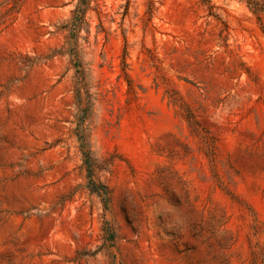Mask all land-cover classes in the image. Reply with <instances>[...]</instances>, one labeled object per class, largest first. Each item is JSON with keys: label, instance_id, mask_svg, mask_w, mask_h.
<instances>
[{"label": "rangeland", "instance_id": "obj_1", "mask_svg": "<svg viewBox=\"0 0 264 264\" xmlns=\"http://www.w3.org/2000/svg\"><path fill=\"white\" fill-rule=\"evenodd\" d=\"M263 28L240 0H19L0 264H264Z\"/></svg>", "mask_w": 264, "mask_h": 264}, {"label": "trees", "instance_id": "obj_2", "mask_svg": "<svg viewBox=\"0 0 264 264\" xmlns=\"http://www.w3.org/2000/svg\"><path fill=\"white\" fill-rule=\"evenodd\" d=\"M19 0H2L0 5L4 8V12L0 15V23H2L6 14L11 12L17 5ZM246 4V6L252 11L255 15L258 22L262 24L264 23V2L261 0H240ZM82 5V3H80ZM77 7V12L83 13L84 8ZM85 5V4H83ZM264 29V28H263Z\"/></svg>", "mask_w": 264, "mask_h": 264}]
</instances>
